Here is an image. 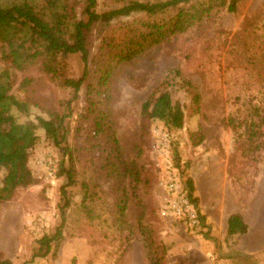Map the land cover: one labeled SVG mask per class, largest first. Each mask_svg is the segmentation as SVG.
Here are the masks:
<instances>
[{
	"label": "rangeland",
	"instance_id": "obj_1",
	"mask_svg": "<svg viewBox=\"0 0 264 264\" xmlns=\"http://www.w3.org/2000/svg\"><path fill=\"white\" fill-rule=\"evenodd\" d=\"M97 1L98 12L116 7L108 0ZM136 17L106 26V34L117 36L119 27ZM92 34L91 71L96 68L93 61L102 46L103 32ZM65 64L64 75L76 79L82 71L80 56L71 55ZM39 67V63L24 70L9 66L11 89L7 92L28 106L27 112L13 109V113L20 123L36 122L38 116L63 117L58 134L64 140L55 145L43 131L35 130L36 142L28 161L35 183L0 202V264H146L137 226L141 216L140 221L166 247L165 264H213L209 255L221 264H256L244 251L240 236L216 237L205 217L208 232L192 235L177 222L163 219L158 208L163 197L159 181L170 165L179 179H192L203 214L207 210L218 216L241 211L251 224L264 221V145L255 149L256 143L264 142V125L254 126L261 133L255 144L246 134L253 109L264 108V0H244L234 13L211 15L112 73L105 108L119 148L118 171L101 167L110 146L93 137L92 117L84 118L85 85L72 100V90L50 80ZM182 80H189L200 94L198 113L191 110V96ZM159 86L182 107L184 121L172 129L153 120L145 132L140 128L141 107ZM230 118L241 123L236 132L227 124ZM198 132L203 139L193 146L191 137ZM174 150L178 167L172 160ZM70 155L75 185L65 186L66 179L58 170L61 162L69 167ZM48 159L56 166L52 175L48 174ZM131 167L137 182L133 172L129 174ZM63 186L64 195L60 193ZM122 193L127 195L124 220L128 228L120 231L114 219ZM66 201L62 241L56 251L51 248L44 254L38 240L55 233ZM209 241L214 246L210 253L205 248Z\"/></svg>",
	"mask_w": 264,
	"mask_h": 264
},
{
	"label": "trees",
	"instance_id": "obj_2",
	"mask_svg": "<svg viewBox=\"0 0 264 264\" xmlns=\"http://www.w3.org/2000/svg\"><path fill=\"white\" fill-rule=\"evenodd\" d=\"M116 7L97 11V0H0V172L3 174V187L0 189V202L9 201L21 187H28L35 183L29 173V150L36 142V132L39 129L45 133L55 145L64 140L58 134L63 117L55 115L49 119L37 117L36 122H18L13 109L27 112L25 102L17 99L11 89L9 66L24 70L28 66L39 63V69L50 80L60 83L72 90V100L77 99V93L85 85L86 117H92L91 131L93 137L102 139L109 147L101 167L107 171H118L119 148L114 133L109 128V114L105 108L108 80L112 73L122 65L139 57L150 47L158 46L174 36L185 33L199 22L211 15L221 12L234 13L238 5L244 0H108ZM137 16L132 22L123 23L118 29V35L106 34L105 27L124 18ZM102 35V46L98 57L94 58L96 68L89 69V46L92 33ZM105 32V33H104ZM71 55H79L82 71L76 79L66 77L65 61ZM185 91L191 96V110H200V94L189 80H182ZM69 105V103H68ZM140 128L147 131L153 120L163 125L178 129L184 121L182 107L174 103L170 92L162 86L155 87L140 112ZM229 119L227 124L235 132L241 123ZM251 128L246 134L255 144L261 133L254 126L264 125V108H254L252 117L248 121ZM240 136V134H239ZM203 134L199 132L191 137L192 145H200ZM98 145V144H96ZM264 142L256 143L255 149H260ZM97 150L102 148L97 146ZM172 160L178 167V157L175 150L171 153ZM111 157V158H109ZM72 162L65 168L63 162L58 170L59 175L66 179L65 186L75 185V166ZM174 166V165H173ZM174 166V168H176ZM178 171V169L176 168ZM175 171V170H174ZM133 172V173H132ZM137 182V174L131 167L129 174ZM178 174V173H177ZM187 190V197L194 204L197 211L204 218L199 207L197 197L194 196V185L190 177L180 179ZM60 193L64 195V186ZM83 207L85 203L83 202ZM66 201L60 209V221L52 236H43L38 243L44 254L58 249L63 237L62 224ZM116 218L114 223L118 230L128 227L125 223L127 210V195L122 196L116 203ZM85 213L89 220L93 214L86 207ZM142 218V216L140 217ZM137 220L145 255L146 264H165L167 249L155 239L152 229ZM226 235H244L248 226L243 222L239 213H232L226 218ZM1 264H11L2 261Z\"/></svg>",
	"mask_w": 264,
	"mask_h": 264
},
{
	"label": "built area",
	"instance_id": "obj_3",
	"mask_svg": "<svg viewBox=\"0 0 264 264\" xmlns=\"http://www.w3.org/2000/svg\"><path fill=\"white\" fill-rule=\"evenodd\" d=\"M163 146V145H162ZM164 148V147H163ZM48 174L52 175L56 166L51 160H47ZM171 166L165 169V174L159 181V187L163 192V197L158 208V214L163 219L172 220L181 225L184 230L192 235H202L208 232V225L197 211L193 203L187 197V190L181 184L179 177L171 172ZM213 264H221L211 255Z\"/></svg>",
	"mask_w": 264,
	"mask_h": 264
},
{
	"label": "crops",
	"instance_id": "obj_4",
	"mask_svg": "<svg viewBox=\"0 0 264 264\" xmlns=\"http://www.w3.org/2000/svg\"><path fill=\"white\" fill-rule=\"evenodd\" d=\"M232 213H239L242 216L243 222L248 226L247 232L244 235H234L233 237L240 236L243 243V249L247 255L255 260L256 264H264V221L256 220L252 224L246 221V216L241 211H232L229 214L218 216L213 210L204 211L205 220L211 226L213 235L221 236L226 235L227 224L226 218ZM264 219V218H263ZM214 236V237H215ZM232 237V236H231ZM208 245V253L214 249L213 242H206Z\"/></svg>",
	"mask_w": 264,
	"mask_h": 264
}]
</instances>
